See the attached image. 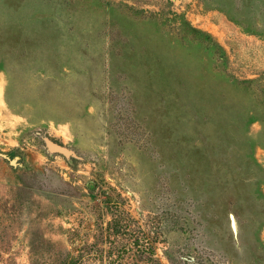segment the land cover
I'll return each instance as SVG.
<instances>
[{
	"label": "rangeland",
	"instance_id": "rangeland-1",
	"mask_svg": "<svg viewBox=\"0 0 264 264\" xmlns=\"http://www.w3.org/2000/svg\"><path fill=\"white\" fill-rule=\"evenodd\" d=\"M0 264H264V0H0Z\"/></svg>",
	"mask_w": 264,
	"mask_h": 264
}]
</instances>
